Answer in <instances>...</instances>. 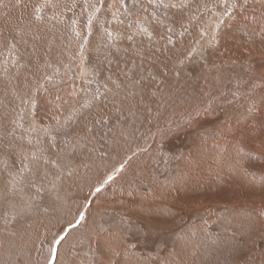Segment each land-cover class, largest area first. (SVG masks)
<instances>
[{"label": "rangeland", "instance_id": "374dc122", "mask_svg": "<svg viewBox=\"0 0 264 264\" xmlns=\"http://www.w3.org/2000/svg\"><path fill=\"white\" fill-rule=\"evenodd\" d=\"M0 264H264V0H0Z\"/></svg>", "mask_w": 264, "mask_h": 264}, {"label": "bare ground", "instance_id": "6f19581e", "mask_svg": "<svg viewBox=\"0 0 264 264\" xmlns=\"http://www.w3.org/2000/svg\"><path fill=\"white\" fill-rule=\"evenodd\" d=\"M203 171V170H202ZM205 171V170H204ZM204 175L202 174V172H201V177H203ZM190 179V178H189ZM192 179V178H191ZM186 185V184H185ZM156 201V200H155ZM163 205H166V204H163Z\"/></svg>", "mask_w": 264, "mask_h": 264}, {"label": "snow or ice", "instance_id": "6c2138e0", "mask_svg": "<svg viewBox=\"0 0 264 264\" xmlns=\"http://www.w3.org/2000/svg\"><path fill=\"white\" fill-rule=\"evenodd\" d=\"M97 191H99V189H97ZM81 219H83V216H81Z\"/></svg>", "mask_w": 264, "mask_h": 264}]
</instances>
